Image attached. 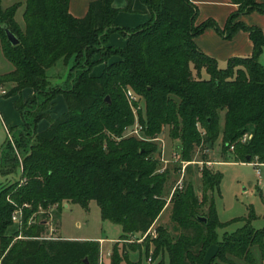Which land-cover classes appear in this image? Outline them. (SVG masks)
<instances>
[{"label": "trees", "instance_id": "16d2710c", "mask_svg": "<svg viewBox=\"0 0 264 264\" xmlns=\"http://www.w3.org/2000/svg\"><path fill=\"white\" fill-rule=\"evenodd\" d=\"M143 1L153 18L129 30L113 26L120 11L114 0L91 2L83 18L70 15L69 0H14L6 8L0 0L1 52L12 65L11 71L0 74V85L13 83L3 96L33 91L25 103H13L29 130L16 129L12 143L7 141L0 152V175L20 170L24 179L22 184L0 187V264H100L98 241H40V226L24 231L27 239L13 241L6 231L22 204H29L22 212L24 226L38 207L48 209L65 201L85 209L96 201L102 219L120 225L124 235L141 237L155 226L165 205L167 178L157 173L155 144L125 137L135 123L126 97L129 89L140 103L144 101L139 123L147 138L156 139L164 127H170L171 137L180 141L184 162L193 161L197 148L211 149L221 141L223 154L228 153L233 162L254 163L257 158L264 164V64L260 61L264 33L235 23L240 14L264 13V5L232 0L240 8L227 24L226 37L248 32L254 52L251 57L230 59L223 69L196 44L208 28L223 31L213 21L196 25L194 4ZM20 7L23 29L15 21ZM4 28L18 45L7 41ZM115 32L127 38L125 47L108 45ZM112 57L119 60L110 63ZM101 64L103 73L93 77V69ZM57 66L69 67V73L63 85L52 86L48 72ZM60 95L68 109L53 120ZM44 118L51 125L37 132L36 125ZM245 136L251 139L243 142ZM221 179V174H203L202 200L191 183L176 193L172 221L181 230L178 237L158 227L157 238L148 237L143 244L121 249L116 244L111 264H142V256L132 261L125 247L134 253L145 248L149 256L151 244L153 264H203L212 246L217 252L208 264H264V230L247 224L219 240L218 230L227 224L220 222L215 199L207 193L216 192ZM205 206L208 210L202 213Z\"/></svg>", "mask_w": 264, "mask_h": 264}, {"label": "rangeland", "instance_id": "374dc122", "mask_svg": "<svg viewBox=\"0 0 264 264\" xmlns=\"http://www.w3.org/2000/svg\"><path fill=\"white\" fill-rule=\"evenodd\" d=\"M13 2L14 0H2L1 5L3 8H6ZM20 9L23 10V7H20ZM20 14L21 10L16 14L15 21L23 29L24 22ZM95 58L99 59L100 55H96ZM260 61L264 64V55L260 58ZM11 70L12 65L3 57L0 44V74L7 73ZM68 73L69 67L65 66H57L50 69L48 74L51 85H63ZM12 86L13 83L0 85V152L5 143L9 141V136L11 138L13 137L16 129L29 130L21 114L13 105L16 100H21L25 103L28 97H24H26L29 89H24L20 94L15 96H3L2 91L8 92ZM63 101L65 102V99ZM140 111H143L144 114V101L141 102V107L137 112L138 123ZM52 119L55 120L53 117ZM29 121L30 117L27 118V122ZM44 122H48L51 125V120L49 119L44 118ZM39 123L36 125V130L41 128ZM133 126L125 131V137H135L138 140H146L155 144L157 146V152L153 155V158L159 162L157 173L167 178L162 195V198L165 200V205L158 216L154 229L157 230L158 227H163L174 237L180 235V228L172 221L175 195L177 192L183 191L186 185L191 183L199 198L202 200L205 194L202 182L203 174L210 172L215 175H222L219 189L216 192L208 191L207 193L209 199L211 197L215 199L216 212L220 222L227 224L226 227L218 230L219 240H222L225 233H234L247 224H250L256 230H264V164H261L257 168L252 163L233 162L228 153L226 155L223 154L221 141H219L211 149L202 150L201 147L197 148L193 155V161L189 165H185L182 160L180 141L171 137L170 127H164L163 132L156 139L151 140L147 138L144 130L138 135L129 134ZM6 129L8 130L7 132ZM250 139L251 137L249 136L248 140ZM208 161L211 163L210 165L206 164ZM255 161L259 162V159L256 158ZM258 169H260L261 175H258ZM20 175V170L15 175L6 177L0 175V187H8L14 182L22 184L24 179H21ZM181 178H184L185 187L183 190H175L176 184ZM17 207L22 209L29 208V204H22ZM207 210L208 206H205L202 213H206ZM35 226L41 227V234L38 239L40 241H52L59 234L64 238H71L73 240L96 238L116 239L118 234L122 233V227L120 225L102 219L101 210L96 201H91L88 209L65 201L61 205L58 204L48 209L38 207L37 211L28 218L25 226L24 224L20 226L15 220H12V225L6 231V235L14 237L13 241L24 240L28 237H24L23 232H31ZM52 233L55 236L53 235L52 237ZM140 239V235L126 234L119 237V240L114 243L113 249L116 244L120 249L126 245L136 246L143 244V242L137 243ZM105 244L102 247L100 244V255L101 251L105 252L107 248ZM126 248L127 254H125L130 259L137 260L141 255L143 258L142 264H153V262H149V258H151L154 251L152 244L149 256L146 254L145 248H143L142 252H135V254L131 251V247L128 250ZM108 258V264H111V256H108ZM122 264L127 263L123 262Z\"/></svg>", "mask_w": 264, "mask_h": 264}, {"label": "crops", "instance_id": "0c3cea01", "mask_svg": "<svg viewBox=\"0 0 264 264\" xmlns=\"http://www.w3.org/2000/svg\"><path fill=\"white\" fill-rule=\"evenodd\" d=\"M96 0H69V13L74 18H83L87 15L91 2ZM197 8L196 25H201L208 21L215 22L223 33H219L212 28L206 29L202 34L196 38V44L198 48L205 54L213 57L217 60L220 68H226L229 60L235 57L246 58L251 57L254 52V44L250 38L248 32L240 30L236 32L231 38H227V24L233 15L238 14L239 5L234 4L232 0H189ZM257 4L264 5V0H255ZM114 7L119 9V13L116 15L113 22V26L126 28L129 30L137 29L145 24H148L153 15L149 8L146 6L143 0H114ZM10 6V5H9ZM130 9V10H128ZM21 10V18L23 14L22 9H18L16 14ZM15 14V19H16ZM239 22L247 27H258L264 33V13H260L256 10L250 13L240 14L235 23ZM109 46L123 48L127 45V38L118 32L112 33L109 37ZM119 58L114 57L110 60V63L118 61ZM105 68L104 64L97 65L93 71V77H99ZM204 76H206L204 74ZM33 94V91L29 89L26 93L27 98ZM62 95L58 96L55 101V108L52 114L54 119H57L61 115L67 112V105L63 101ZM40 122V123H39ZM41 128L37 132H41L50 127L48 122H44V119L39 121ZM108 221V220H107ZM111 222V221H110ZM157 222V221H156ZM124 235L119 233L116 239H79L75 241H98L101 247L107 246L105 250V256L102 264H108L109 258L107 252L113 251V245L119 240V237ZM61 240H71V238H64L60 234L58 235ZM107 243H110L107 245ZM217 252V246H212L206 256L203 264H208L209 260ZM135 254V253H134ZM134 256V255H133ZM132 261H137L133 260Z\"/></svg>", "mask_w": 264, "mask_h": 264}, {"label": "built area", "instance_id": "2783aa9c", "mask_svg": "<svg viewBox=\"0 0 264 264\" xmlns=\"http://www.w3.org/2000/svg\"><path fill=\"white\" fill-rule=\"evenodd\" d=\"M5 93V91H2V95ZM126 97H127V100H128V102H129V105L131 106V109H132V111H133V114H134V116H135V120H136V123H135V125L133 126V129L129 132V134H131V135H138L141 131H143V127L140 125V123H138V117H137V112H138V110L140 109V107H141V103H140V99H139V97L131 90V89H129V90H127V92H126ZM8 130L6 129V132H7ZM9 134V133H8ZM248 140V136H245L244 138H243V142H245V141H247ZM9 141L12 143V138L9 136ZM234 149V147H231V150H233ZM185 163V165H189L191 162H184ZM202 164H204V162H202ZM206 164L207 165H210L211 163L208 161V162H206ZM255 167H259L260 165H261V163H259L258 161H255L254 163H252ZM257 172H258V175H261V171H260V169H258L257 170ZM184 187H185V185H184V178H181V179H179V181L177 182V184H176V187H175V190H183L184 189ZM174 190V191H175ZM56 206V205H55ZM23 212V209L22 208H17L14 212H13V214H12V220L14 221H16V223L18 224V225H22L23 224V221H22V213ZM53 235L55 236V234L54 233H52V237H53ZM157 236H158V232H157V230L156 229H154V226L148 231V232H146L145 234H143L142 236H141V239L140 240H138L137 242L138 243H141V242H143L146 238H148V237H150V238H157ZM39 239V238H38ZM61 238L58 236H56V238L54 239H52V240H60ZM112 255V252H107V256H111ZM104 256H105V254H104V252H102L101 251V255H100V264H102L103 263V259H104ZM149 262H151V258H149Z\"/></svg>", "mask_w": 264, "mask_h": 264}, {"label": "water", "instance_id": "95a60500", "mask_svg": "<svg viewBox=\"0 0 264 264\" xmlns=\"http://www.w3.org/2000/svg\"><path fill=\"white\" fill-rule=\"evenodd\" d=\"M4 33L6 35V39L7 41L12 45V46H16L18 45V40L15 38V36L7 29V28H4ZM106 101L107 102H111L110 100V97H107L106 98ZM247 160H250V157L247 158ZM201 220L203 221H207L205 218H201Z\"/></svg>", "mask_w": 264, "mask_h": 264}]
</instances>
